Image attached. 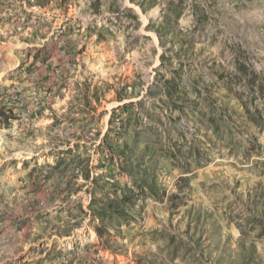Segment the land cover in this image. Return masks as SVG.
Listing matches in <instances>:
<instances>
[{"label":"rangeland","instance_id":"1","mask_svg":"<svg viewBox=\"0 0 264 264\" xmlns=\"http://www.w3.org/2000/svg\"><path fill=\"white\" fill-rule=\"evenodd\" d=\"M88 240L264 264V0H0V264Z\"/></svg>","mask_w":264,"mask_h":264},{"label":"crops","instance_id":"2","mask_svg":"<svg viewBox=\"0 0 264 264\" xmlns=\"http://www.w3.org/2000/svg\"><path fill=\"white\" fill-rule=\"evenodd\" d=\"M88 241L89 243L81 242L80 244H75V248L73 249L70 248V245L67 242L64 244L62 241L59 245H57V249L62 252L64 251L65 254H62V257L59 256L58 260L47 261L44 259L45 253H43L41 256L43 257L41 262L42 264H113L111 258L107 257L105 254L107 253L108 247L98 240ZM130 247L132 246L130 245ZM51 250L54 249H48L46 250V253ZM52 252L54 253V251Z\"/></svg>","mask_w":264,"mask_h":264},{"label":"trees","instance_id":"3","mask_svg":"<svg viewBox=\"0 0 264 264\" xmlns=\"http://www.w3.org/2000/svg\"><path fill=\"white\" fill-rule=\"evenodd\" d=\"M9 120H10V119H7V118L5 117V120H4V123H3V125H7V124H8V122H9Z\"/></svg>","mask_w":264,"mask_h":264}]
</instances>
